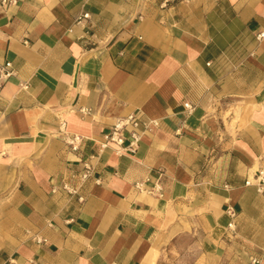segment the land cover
I'll return each mask as SVG.
<instances>
[{"label": "crops", "instance_id": "1", "mask_svg": "<svg viewBox=\"0 0 264 264\" xmlns=\"http://www.w3.org/2000/svg\"><path fill=\"white\" fill-rule=\"evenodd\" d=\"M260 32L264 0L0 6V264H264ZM130 113L157 124L101 148Z\"/></svg>", "mask_w": 264, "mask_h": 264}, {"label": "built area", "instance_id": "2", "mask_svg": "<svg viewBox=\"0 0 264 264\" xmlns=\"http://www.w3.org/2000/svg\"><path fill=\"white\" fill-rule=\"evenodd\" d=\"M17 0H0V6H11L15 5ZM87 16V13L84 14V17ZM264 36V32H260L257 34V37ZM14 75V70L12 67V63L8 59L0 60V90L4 83L9 80V78ZM185 107L190 110V105L188 103L184 104ZM157 121L155 120H142L140 116L136 113H130L124 117L117 118L112 124L110 130L103 136V141L101 142V148H104L108 145V143H114L120 148L118 152L125 150L134 151L137 143L140 139V135L143 130L148 129L150 125H156ZM125 132V133H124ZM128 139L129 144L126 148H122L124 141ZM64 141L66 145L71 150H77L80 148L83 137L78 134H66L64 136ZM95 166L92 162V156L90 158H86L82 161V168L78 172L79 184L74 185L72 182L67 180H62L60 186L61 188L71 196H77L79 201H83L84 197L80 193L81 186L89 179H94L95 182H98L97 178H93L94 176ZM257 191L264 192V168L258 169L255 174ZM246 183H249V180H246ZM135 186L137 188H141V183L136 182ZM56 189V187H55ZM229 215L233 216L232 210H227ZM233 222L228 223V227L232 228ZM38 242L41 240H37ZM254 263L259 264V261L256 259L252 260Z\"/></svg>", "mask_w": 264, "mask_h": 264}]
</instances>
